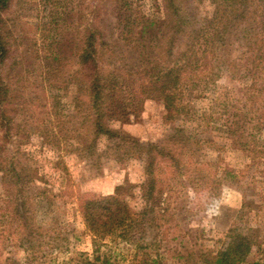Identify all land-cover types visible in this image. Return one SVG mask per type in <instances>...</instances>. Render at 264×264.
<instances>
[{
	"label": "rangeland",
	"instance_id": "rangeland-1",
	"mask_svg": "<svg viewBox=\"0 0 264 264\" xmlns=\"http://www.w3.org/2000/svg\"><path fill=\"white\" fill-rule=\"evenodd\" d=\"M173 4L179 5L177 10L181 9V13L196 17L201 23L215 10L212 0H11L4 25L12 49L7 66L9 72L14 66L17 95L21 93L29 99L25 108L22 106L14 113L16 122L40 127L50 139L46 143L40 133H31L29 143H14L11 149L18 153L19 163L39 169L47 177L49 186L31 185L28 181L18 186L4 185L5 176L0 173L1 261L13 258L21 264H75L84 257L93 258L97 246L79 212L77 197L110 195L117 186L127 182L137 187L145 176V161L132 158L122 164L112 152L104 153L100 161L83 160L76 150L82 148L81 142L70 140L66 144L61 140L58 146L56 137H50L57 133L61 138V128L69 129V134L77 128L79 123L74 117L78 116L81 97L74 86L45 81L46 67L57 73V67L64 65L57 75L63 78L69 75V70L76 69V49L82 44L81 37L87 28L99 29L106 41L121 47L116 50L118 55L113 61L127 56L130 61L137 53L120 43L119 35L139 32L145 20H154L167 31L170 26L162 23ZM56 56L59 62L54 61ZM103 61L107 59L104 57ZM240 76L222 74L217 85L200 97L187 96V113L174 120L165 119L161 101L149 99L144 102L140 117L131 118V125H112L113 129L128 133L143 144L167 141L177 127L186 129L200 142L194 156V163L199 165H193L192 169V179H199L198 184L189 188L190 191L180 188L177 201L173 200L169 206L176 212L173 221L166 225L170 230L166 233L164 228L155 230L147 237L146 243L158 241L160 247L137 252L133 246L108 238L100 249L113 260L117 259L120 264H148L146 260L158 258V264H205L207 255L226 245L228 231L236 225L241 230L246 227L258 230L262 243L254 249L251 261L264 262V153H261L264 129L256 128L258 106L254 108L257 113H249L253 108L248 92L252 80L247 72ZM19 103L22 104L20 99ZM236 114L246 123L244 131L245 135L250 134L249 147L257 148V152L231 145L232 138L225 130L236 121ZM106 145L105 138L100 140L102 153ZM61 161L67 165L68 172L58 166ZM226 169L233 176L225 177ZM214 173L222 181L218 197L209 196L206 183L211 182ZM135 193L129 204L137 210L142 202L138 189ZM22 204L19 210L26 213L27 234L35 235L32 239L33 245L38 246L34 249L36 253L26 250L28 245L20 247L22 243L18 239L24 235L23 221L12 220L14 209ZM171 213L175 214L173 210ZM51 231L58 233V244L63 248H46ZM40 240L43 244L39 247Z\"/></svg>",
	"mask_w": 264,
	"mask_h": 264
},
{
	"label": "trees",
	"instance_id": "trees-1",
	"mask_svg": "<svg viewBox=\"0 0 264 264\" xmlns=\"http://www.w3.org/2000/svg\"><path fill=\"white\" fill-rule=\"evenodd\" d=\"M10 3L11 0H0V173L5 176L4 185L18 186L28 181L31 185L47 187V177L39 169L19 163L18 153L11 149L14 143H29L31 133H40L46 143L50 139L47 131H41L40 127L22 126L16 122L14 113L22 106L25 108L29 99L21 93L17 95L19 88L14 79V66L10 72L7 66L12 49L4 25ZM212 3L215 10L203 23L196 17L181 13V9L177 10L179 5L175 7L173 4L167 20L162 23L170 26L167 31L158 22L145 20L139 32L121 33L117 40L137 53L130 61L128 56L113 61L118 55L116 50L121 47L106 41L99 29L87 28L81 37L82 44L76 49V69L69 70V75L63 78L57 75L64 65L57 67V73L46 67L45 81L74 86L81 97L77 106L78 116L74 117L79 123L77 128L70 134L69 129L64 131L61 128V138L57 133L50 137H56L58 146L61 140L66 144L70 140L81 142L82 148L76 150L83 160L100 161L104 153L112 152L122 164L132 158L145 161V176L137 187L127 182L117 186L110 195L77 197L79 212L97 249L93 258L87 256L75 264H120L100 249L108 238L133 246L137 252L159 248L158 241L146 243L148 235L163 228L164 233L170 230L166 225L173 221L176 212L172 209L175 214L171 213L169 206L173 200L177 201L180 188L190 191L189 188L199 182V179H192V169L199 165L194 163V156L200 142L186 129L175 128L167 141L143 144L132 135L112 128L115 123L131 125V118L140 117L146 100L161 101L166 111L165 119L174 120L187 113V96L200 97L217 85L222 74L231 73L239 77L247 72L252 80L248 92L253 108L249 113H257L254 108L258 106V127H255L259 131L264 129V0H212ZM104 57L107 61H103ZM54 61L59 62V57L56 56ZM235 116L236 121L225 130L232 138L231 145L257 152V148L249 147L250 134L245 135L244 131L246 123L242 122L239 114ZM104 138L107 145L102 153L99 142ZM58 166L68 172L63 161L58 162ZM223 175L228 177L233 173L226 169ZM206 183L209 196H220L222 181L218 173H214L211 182L208 180ZM137 189L142 203L136 210L130 206L129 199ZM20 208L23 204L12 213V220L21 218L23 221V228H20L24 235L18 239L22 243L20 247L28 245L26 250L36 253L34 249L37 250L38 246L33 245L32 239L35 235L27 234L26 213L22 214ZM17 230L16 235L19 236ZM257 232L251 227L242 230L236 225L231 227L226 245L207 255L205 264H264L261 260L251 261L254 249L262 243ZM50 234L46 248H63L58 244V233L51 231ZM41 241L39 247L43 244ZM157 259H148L145 263L158 264ZM0 264L21 263L13 258L3 261L0 258Z\"/></svg>",
	"mask_w": 264,
	"mask_h": 264
}]
</instances>
